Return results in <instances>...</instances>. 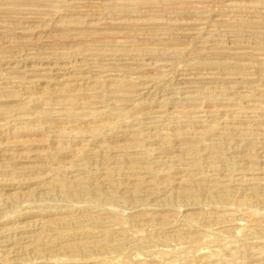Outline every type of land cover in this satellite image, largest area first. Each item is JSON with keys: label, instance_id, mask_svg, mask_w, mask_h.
<instances>
[{"label": "rangeland", "instance_id": "obj_1", "mask_svg": "<svg viewBox=\"0 0 264 264\" xmlns=\"http://www.w3.org/2000/svg\"><path fill=\"white\" fill-rule=\"evenodd\" d=\"M0 264H264V0H0Z\"/></svg>", "mask_w": 264, "mask_h": 264}]
</instances>
